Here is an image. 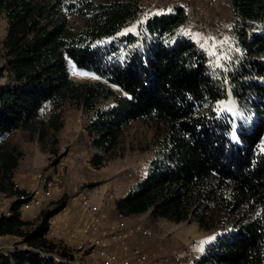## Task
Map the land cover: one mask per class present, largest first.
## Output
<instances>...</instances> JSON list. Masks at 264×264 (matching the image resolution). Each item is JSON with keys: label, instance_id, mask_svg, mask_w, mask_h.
Returning a JSON list of instances; mask_svg holds the SVG:
<instances>
[{"label": "trees", "instance_id": "trees-1", "mask_svg": "<svg viewBox=\"0 0 264 264\" xmlns=\"http://www.w3.org/2000/svg\"><path fill=\"white\" fill-rule=\"evenodd\" d=\"M233 5L237 51L218 64L179 33L181 7L124 34L140 18L139 0H0V194L11 199L0 237L21 240L0 249V264H58L47 235L67 201L41 207L26 230L18 199L25 190L14 189L21 153L4 137L22 130L55 145L67 107L90 117L84 131L96 169L133 122L155 129L147 174L115 202L121 218L147 214L216 230L197 264H264V0ZM71 70L99 80L75 82ZM60 254L80 264L71 251Z\"/></svg>", "mask_w": 264, "mask_h": 264}, {"label": "rangeland", "instance_id": "rangeland-1", "mask_svg": "<svg viewBox=\"0 0 264 264\" xmlns=\"http://www.w3.org/2000/svg\"><path fill=\"white\" fill-rule=\"evenodd\" d=\"M139 4L142 8L140 18L129 24L124 29V34L135 33L150 14H169L174 12V8L181 7L185 20L179 27V33L195 43L214 63L228 61L234 51H237L231 33L234 0H213L214 7H208L199 0L181 6L173 5L167 0H139ZM5 31L6 21L4 15H1L0 68L4 64L1 42ZM79 73L81 72L70 71L75 82L93 83L99 80L98 77L93 79L92 77H96L94 75H78ZM4 81L0 76V85ZM63 116L64 126L56 134L55 145L46 143L42 146L35 139H29L28 134L22 130L4 137L21 153L14 171V185L17 189H24L25 195L30 197L27 201H20L22 217L31 223L26 230H31L38 224L41 207L45 209L61 198L67 201V209L64 208L50 221L47 238L58 245V248L48 256L54 260L59 259L58 264H69L60 253L71 251L76 258L75 262H81L77 259L84 258L88 264H116L113 260L108 261L106 256L100 259L96 250L90 249L89 236L78 235L72 238V233H78L91 214L89 220L99 230L97 238L102 233L113 232L112 230L128 232V241L122 238V242L127 246L126 255L129 260H133L132 251L139 247L145 256V264H164V261L167 264H197L204 247L213 240L216 230L204 231L196 223H173L165 219L153 221L148 219L147 214L121 218L113 207L117 200L133 190L147 174L154 157L153 125L143 121L133 122L124 130L118 149L96 169L90 164L94 150L84 131L90 117L81 110L70 107L65 109ZM259 149L264 153V137ZM37 174H41L38 186L32 181ZM37 195L40 205L25 211L26 203L30 199L34 203ZM10 200L0 194V214L6 210ZM97 208H100V213L94 211ZM102 222L107 226L104 229L100 227ZM60 228L61 230H57ZM145 231L147 235L143 234ZM20 243V238L14 236L0 237V249L11 250V245ZM80 243H83L82 254L76 251ZM108 243L110 241L107 242V247ZM91 252L93 254L88 255ZM123 255L122 253V257Z\"/></svg>", "mask_w": 264, "mask_h": 264}, {"label": "built area", "instance_id": "built-area-1", "mask_svg": "<svg viewBox=\"0 0 264 264\" xmlns=\"http://www.w3.org/2000/svg\"><path fill=\"white\" fill-rule=\"evenodd\" d=\"M186 2L192 4L195 1L198 0H185ZM208 7H214L212 6V1L209 0H199ZM33 182L38 186V178H32ZM52 187V186H51ZM39 197L35 196L34 203H26L24 206L25 211L30 210L35 205H39ZM80 202V201H79ZM81 206V203H80ZM95 211H98L100 213L99 209H94ZM97 232L98 230L95 229L90 220H87L86 223L80 228L79 232L76 234L72 233V238L78 236V235H89L91 237V245L93 246V243L97 241ZM119 234H124V238H127L128 241V233L127 232H119ZM126 245H120V241H117V238H110V243H108V251L107 252H101L104 256L108 257L109 259L113 260L116 264H130L128 261V256L126 255ZM137 248V255L140 258V264H145L144 262V255L142 253V250L139 247ZM122 253L124 254L122 257ZM82 254V250H81ZM164 264H167L164 261Z\"/></svg>", "mask_w": 264, "mask_h": 264}, {"label": "bare ground", "instance_id": "bare-ground-1", "mask_svg": "<svg viewBox=\"0 0 264 264\" xmlns=\"http://www.w3.org/2000/svg\"><path fill=\"white\" fill-rule=\"evenodd\" d=\"M167 1H169L170 3H172L173 5H177V6H181L182 4L183 5H189L190 3H188V2H186L185 0H167ZM209 1H212L213 2V0H209ZM35 178H38V183H39V180L41 179V174H37L36 175V177ZM33 181V180H32ZM41 181V180H40ZM14 188L15 189H17V186L16 185H14ZM35 194V193H34ZM19 201H27V199H28V196H26L25 194L24 195H21L19 198ZM32 199H30L28 202L29 203H32L33 201H31ZM40 200V199H39ZM95 211V210H94ZM89 220V219H88ZM91 224H92V222H91ZM96 229V228H95ZM99 231V230H98ZM113 231V230H112ZM98 233V232H97ZM128 233V232H127ZM143 234H148L147 233V231H145ZM84 236H89V235H84ZM105 236L108 238V241H110V238H117V241H120V245H123L124 244V242H122V238L124 239V235H122V234H119V233H117L116 231H113V232H108V234H105ZM90 237V236H89ZM91 238V237H90ZM126 242H127V238H126ZM82 247H83V244H79L77 247H76V251H78V252H81V250H82ZM86 247V246H85ZM106 248H107V246H106V244L105 243H103V244H101L100 246H98L97 244H94L93 243V246L92 245H90V249H95L96 250V253H97V255H98V257L100 258V259H102V258H104L105 256L101 253V252H106ZM85 249V248H84ZM93 253L91 252V253H89L88 255H92ZM131 254V253H130ZM131 256H134V257H132L133 258V260H129V258H128V261H129V263L130 264H133V263H135V264H137V262H140V258H139V256L137 255V249H135V250H133L132 251V255ZM131 258V257H130ZM109 259V258H108ZM58 260L59 259H56L55 261L56 262H58ZM111 260V259H110ZM69 264L70 263H72V262H70V261H67ZM133 262V263H132ZM144 262H145V256H144ZM78 263H80V264H84V263H81V262H78Z\"/></svg>", "mask_w": 264, "mask_h": 264}, {"label": "crops", "instance_id": "crops-1", "mask_svg": "<svg viewBox=\"0 0 264 264\" xmlns=\"http://www.w3.org/2000/svg\"><path fill=\"white\" fill-rule=\"evenodd\" d=\"M37 196H39V195H37ZM77 198V197H76ZM76 198H73V200L74 199H76ZM39 205H40V201H39ZM96 205V204H95ZM96 206H99L100 207V205H96ZM114 210H115V204H114ZM101 208V207H100ZM22 209L23 208H20V210L22 211ZM65 209H67V208H65ZM64 209V210H65ZM98 209V208H97ZM93 214V213H92ZM91 217V214H89V216H88V218L86 219V221L89 219ZM103 217V216H102ZM71 218V220H72V217H69V219ZM106 226V223L105 222H102L101 223V225H100V227L102 228V229H104V228H106L105 227ZM119 230H120V228H118ZM57 230H61V228L60 229H57ZM114 231V230H113ZM116 231V230H115ZM61 232V231H60ZM116 232H121V231H116ZM105 234H108V233H102V235L100 236V237H98L97 238V241H95L94 242V244H97L98 246H100L101 244H103V243H105L106 245H107V242H108V238L105 236ZM90 244H91V240L90 241H88ZM80 244H83V243H80ZM108 251V247L106 248V252ZM106 259L109 261L110 259H108V257H106Z\"/></svg>", "mask_w": 264, "mask_h": 264}, {"label": "snow or ice", "instance_id": "snow-or-ice-1", "mask_svg": "<svg viewBox=\"0 0 264 264\" xmlns=\"http://www.w3.org/2000/svg\"><path fill=\"white\" fill-rule=\"evenodd\" d=\"M78 75H86V74H83V73H79ZM93 79H96L97 77H92ZM223 110H227V109H223ZM236 137L233 136V139H235Z\"/></svg>", "mask_w": 264, "mask_h": 264}]
</instances>
